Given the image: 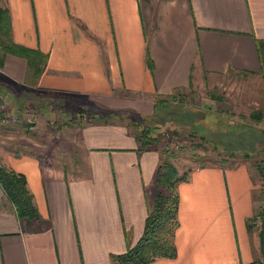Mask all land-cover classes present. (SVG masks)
Listing matches in <instances>:
<instances>
[{
    "label": "crops",
    "instance_id": "0c3cea01",
    "mask_svg": "<svg viewBox=\"0 0 264 264\" xmlns=\"http://www.w3.org/2000/svg\"><path fill=\"white\" fill-rule=\"evenodd\" d=\"M0 7L12 41L46 55L36 76L14 54L0 67L10 112L34 115L31 124L0 125V160L25 174L41 217L19 218L0 186V264H122L114 255L143 231L163 156L143 148L119 116L143 121L159 97L230 72L264 77V0H0ZM77 107L95 111L71 123L67 110ZM47 110H55L58 130L43 136L34 117ZM58 136L70 146L56 153L47 142ZM188 171L177 183L176 255L146 264L258 258L259 235L247 218L260 208L247 164Z\"/></svg>",
    "mask_w": 264,
    "mask_h": 264
},
{
    "label": "rangeland",
    "instance_id": "374dc122",
    "mask_svg": "<svg viewBox=\"0 0 264 264\" xmlns=\"http://www.w3.org/2000/svg\"><path fill=\"white\" fill-rule=\"evenodd\" d=\"M156 101H160L162 108L155 116L143 121L136 114L119 117L126 118L129 124L157 122L156 129L150 132L155 142L149 147H158L161 159L172 161L180 173L199 165L217 164L228 169L246 163L252 172L258 209L264 207V77L230 72ZM79 109L67 110L69 122H87V113L95 111L92 107L87 108L88 112ZM42 112L34 121L40 123L35 132L44 136V131L58 130V120L55 110ZM252 113H260L261 118L253 119ZM64 135L70 137L71 131H65ZM65 137L47 142L48 149L59 153L69 147ZM52 156L57 162L58 156L55 153ZM259 221L258 216L247 218L248 225L254 224L257 233Z\"/></svg>",
    "mask_w": 264,
    "mask_h": 264
},
{
    "label": "trees",
    "instance_id": "16d2710c",
    "mask_svg": "<svg viewBox=\"0 0 264 264\" xmlns=\"http://www.w3.org/2000/svg\"><path fill=\"white\" fill-rule=\"evenodd\" d=\"M263 44L264 41L260 40ZM147 64L152 68V60L148 50ZM6 54H14L24 58L29 71L33 76L40 74L46 64V55L37 49L18 45L11 38L10 15L5 7H0V67L3 65ZM169 98V97H168ZM160 101L154 103V116L162 107ZM167 107V105H164ZM80 111V110H79ZM161 113L158 112L160 116ZM253 119H260V113H252ZM156 123L143 124L131 123L134 136L143 148L155 142V137L150 132L155 130ZM189 171L179 173L175 164L170 160H160L157 167L156 180L158 191L149 203L144 220L143 231L136 243L124 252L114 255L122 264H146L157 257H174L176 246L173 241L175 229L179 225L178 204L179 194L177 183L186 179ZM0 186L14 206V211L19 218L41 220L40 214L33 200V194L27 185L23 172L16 171L0 160ZM256 216L259 218V249L260 256L252 261L240 264H264V207L260 208ZM247 226L250 229L251 224Z\"/></svg>",
    "mask_w": 264,
    "mask_h": 264
},
{
    "label": "built area",
    "instance_id": "2783aa9c",
    "mask_svg": "<svg viewBox=\"0 0 264 264\" xmlns=\"http://www.w3.org/2000/svg\"><path fill=\"white\" fill-rule=\"evenodd\" d=\"M33 114L25 113L18 117V115L10 112L5 96L0 93V125L9 123H24L31 124L33 122Z\"/></svg>",
    "mask_w": 264,
    "mask_h": 264
}]
</instances>
